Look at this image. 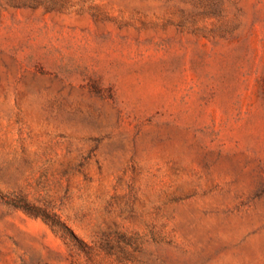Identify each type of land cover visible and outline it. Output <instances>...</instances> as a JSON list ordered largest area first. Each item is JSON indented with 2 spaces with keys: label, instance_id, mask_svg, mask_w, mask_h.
Segmentation results:
<instances>
[{
  "label": "rangeland",
  "instance_id": "rangeland-1",
  "mask_svg": "<svg viewBox=\"0 0 264 264\" xmlns=\"http://www.w3.org/2000/svg\"><path fill=\"white\" fill-rule=\"evenodd\" d=\"M0 264H264V0H0Z\"/></svg>",
  "mask_w": 264,
  "mask_h": 264
}]
</instances>
